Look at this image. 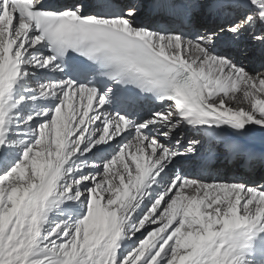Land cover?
Segmentation results:
<instances>
[{"label": "snow or ice", "instance_id": "1", "mask_svg": "<svg viewBox=\"0 0 264 264\" xmlns=\"http://www.w3.org/2000/svg\"><path fill=\"white\" fill-rule=\"evenodd\" d=\"M149 7L0 0V264H264V0Z\"/></svg>", "mask_w": 264, "mask_h": 264}, {"label": "bare ground", "instance_id": "2", "mask_svg": "<svg viewBox=\"0 0 264 264\" xmlns=\"http://www.w3.org/2000/svg\"><path fill=\"white\" fill-rule=\"evenodd\" d=\"M136 2H139V0H136ZM206 12V9H198L197 13L199 16V19H201L202 17H204V14ZM144 16L142 10H140V17ZM216 23L215 22H206L204 23L206 26L212 27L214 26ZM224 39H226L228 42H230L227 45V48L230 52V54L236 59V61L242 65L248 66V67H252L253 64L255 63L256 60H259V49L257 47H255L254 45H252L250 43V41L248 40V38L246 36H242L239 40H237V42L231 47V44L233 43V40L231 39V37L226 36ZM37 78H43V75L38 73L37 74ZM21 88L25 87V85L23 83H21ZM39 102V101H38ZM38 102H36L35 104L28 102L25 105L21 106L22 111L24 112V114H27V112L30 109H34L38 107ZM258 173H253V174H249L253 179H257L258 177Z\"/></svg>", "mask_w": 264, "mask_h": 264}]
</instances>
